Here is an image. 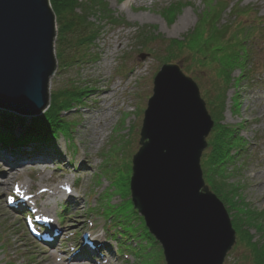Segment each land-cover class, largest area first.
Wrapping results in <instances>:
<instances>
[{
    "label": "rangeland",
    "instance_id": "obj_1",
    "mask_svg": "<svg viewBox=\"0 0 264 264\" xmlns=\"http://www.w3.org/2000/svg\"><path fill=\"white\" fill-rule=\"evenodd\" d=\"M126 1L94 0L99 8L92 11L83 6L88 20L76 26L77 33L68 34L62 46L58 45L56 30L54 48L58 63L50 78L49 103L61 89H76L79 101H73L71 108L58 115L61 127L52 131L50 147L23 140L26 126L36 121L34 118L17 124L11 131L12 139L0 135V149L10 152L25 149L23 153L47 156L40 165L24 161L21 165L12 163L4 167L0 159V264H165L159 243L150 238L130 211L120 224L127 227L135 240L125 237L127 242L124 241L123 247L122 239L108 230V223L100 212L103 201L119 207L126 200L131 160L139 147L144 111L152 95L154 77L166 62L177 64L198 85L214 121L213 133L224 130L228 135L219 141L229 156L221 168L228 171L224 176L227 178L224 191L211 183L217 177L215 165L203 161L205 152L208 158L217 156L219 143L213 144L215 149L208 143L201 157L204 183L223 203L237 239L242 236L246 239L243 245L235 244L223 264H249L241 260L246 247L263 237L264 38L257 36L252 49L247 38L243 46L250 51L248 61L239 62L242 57L232 59V68L228 67L230 84L221 85L218 90L223 82L216 77V62H210L212 52L207 47L215 46V42L223 46L231 40L227 50L234 51L236 39L244 37V31L241 37L237 35L240 28L237 24H241L244 15L233 17L229 13L230 5L236 2L239 7L251 6L264 20V0H229V6L215 19L217 27L223 30L219 40L213 37V25L205 33L214 0ZM79 11L73 13L75 22L84 21L85 14ZM53 13L57 23L54 9ZM185 15L188 20L180 24ZM252 16L253 12H249L245 19ZM78 36L90 41L77 44ZM236 64L242 69L234 67ZM246 70L251 71L247 74ZM100 87L114 90L103 102L96 96ZM108 101L111 103L106 110ZM96 118L101 119L93 122ZM98 127L105 128L100 137ZM26 148H31L30 152ZM82 158L90 161L84 169L79 165ZM9 172L15 175L4 190L2 181ZM64 183L69 184L68 194L61 189ZM16 199L27 202L21 213L15 208L18 207L14 203ZM62 204L68 209L64 211ZM38 206L54 217L55 226L62 228L59 232L66 231L61 236L60 251L56 246L43 245L26 227V213H32ZM249 211L251 221H245L244 212ZM60 214L63 217L58 220ZM86 233L94 244L98 239L93 237L99 236L108 248L93 255L96 260L90 262L77 255L83 249L80 246Z\"/></svg>",
    "mask_w": 264,
    "mask_h": 264
},
{
    "label": "water",
    "instance_id": "obj_2",
    "mask_svg": "<svg viewBox=\"0 0 264 264\" xmlns=\"http://www.w3.org/2000/svg\"><path fill=\"white\" fill-rule=\"evenodd\" d=\"M50 0H0V115L37 120L58 63ZM199 88L174 63L154 77L132 157L130 198L160 242L165 264H222L235 230L204 183L200 159L213 127Z\"/></svg>",
    "mask_w": 264,
    "mask_h": 264
},
{
    "label": "trees",
    "instance_id": "obj_3",
    "mask_svg": "<svg viewBox=\"0 0 264 264\" xmlns=\"http://www.w3.org/2000/svg\"><path fill=\"white\" fill-rule=\"evenodd\" d=\"M51 1L53 3L52 7L54 6L53 9L57 17V25H58L57 26V37L59 41L58 42L59 46L64 45V42L62 40L65 39L68 36V34L77 33L76 26L78 25L82 26L88 20V18H85L88 16V14H86V12L83 11L82 9L83 6H85L87 9H90L91 11H92V8H95V10L99 8V6H96V4L93 3L94 0H87V1L85 0V2L84 0H50V2ZM228 3H229L228 0H214L215 6L212 7L211 15L207 18L209 29L205 33H208L210 31L211 25H213L212 26L213 33H214L213 37L216 40H219L218 36L222 35L221 32H223V30L217 27V21H215V19H218L220 17L221 11L226 10V8L228 7ZM251 9H252L251 7H245L244 10H239V11L237 10L234 11V9H230V13L232 12L233 15L235 14V17H238V12L245 14L247 13V11H250ZM75 10H80L79 12H81L83 15L85 14L83 16L84 21H79V20H77L76 22L74 21L76 20L73 17V13H75ZM101 11H104V8H102ZM258 19L260 20V18ZM241 25L242 24H239V25L237 24L238 27ZM80 33L81 32H79L78 35H80ZM246 40H247V37L240 38L238 40L236 39L235 45L233 47L234 51L227 50L230 47L229 43L231 40L229 42H226V44L224 42L223 46L221 43L218 44L217 42H215V46L211 45L207 47L209 48V51L212 52V55H211L212 58L210 62H213V63L216 62V66H217L216 77L222 80L223 82L216 88L217 90L221 85H224V87H228V85L230 84L231 70H228V67L230 66L232 68V59L238 60V57H242L243 60L239 62L246 63L248 55H249L247 48L243 46V44L247 42ZM88 41L90 40L87 37L86 38L85 37L81 38L79 36L77 37V44L86 43ZM59 53H58V56H59ZM236 66L240 67V65H237V64L234 65V67ZM54 97H55L54 100L52 99L48 107L47 113H45V115L41 117L40 119H37L36 121H34L31 125H28L29 127L26 126V133H24L23 135V140L39 141V142L46 140L48 142L49 139L53 137L54 132L52 133V131L55 130V127H58V126L61 127L60 125L61 119L58 117V115L62 111L71 108L73 101H79L78 99L79 93L77 92L76 89H72V90L71 89H67V90L61 89L57 92L56 95H54ZM219 103L223 105L222 101ZM217 105L219 106V104ZM21 123L22 121L14 119L10 116L0 115V124L2 125V129L5 130V132H0V135H4L5 137L12 139L13 133H11V131H13V129L15 128L17 124H21ZM213 130H214V127L212 129V133H213ZM223 132L224 130L221 131L220 133H216L215 131L213 134L211 133L209 137L210 138L208 142L209 145L212 146L215 142L219 143L218 146H216L218 147L217 156L211 155L208 158L206 156L207 152H205L206 154L203 159L204 164L205 163L208 165L210 164V166L215 165V167L217 168L216 169L217 177L214 176L216 179H211V183H213L212 185H219V188H220L219 190L221 191H224L225 186L227 185L226 184L227 178H225L224 176L228 173V171H226L225 169L221 170V168L229 157L228 154H226L227 151L225 152L226 147L223 144H220L219 142L221 141V139L224 140V138L225 139L228 138V135ZM211 140H213V142H211ZM213 147L215 149L214 145ZM210 161L212 162L210 163ZM221 191H218V193L223 194L224 192H221ZM226 194L227 192H225V196H227ZM125 197H126V200H124L123 202L124 207L123 205L116 207V205H110L109 203L105 204L107 208L105 207L104 213H105V217L107 218V220L111 219L112 221L122 222V219L124 218V216L127 214L128 211H130V213L134 216V218L140 220L143 223V220L140 217H138L137 213L131 208V203L128 198V192H126ZM125 207L126 209H124ZM244 214L247 215V217H245V221H251V212L250 211L244 212ZM122 228L125 233L128 232L125 226H122ZM262 234H263V237L261 240L255 241L254 243L250 242L251 243L250 247H246L247 249H245V251L247 252L248 249H250V251L247 253L245 252V255H243L241 259L243 262L247 261V263L249 262V264H264V230L262 231ZM245 241L246 239L242 236L240 240L237 241V243L239 245L241 244L243 245V242Z\"/></svg>",
    "mask_w": 264,
    "mask_h": 264
},
{
    "label": "bare ground",
    "instance_id": "obj_4",
    "mask_svg": "<svg viewBox=\"0 0 264 264\" xmlns=\"http://www.w3.org/2000/svg\"><path fill=\"white\" fill-rule=\"evenodd\" d=\"M131 1H133V2H142V3L144 2V0H127L126 2L127 3H129V2L132 3ZM187 20H188V15H185L181 19L180 24L181 23L184 24ZM96 91H98V92H96V96L98 97L100 102H103L107 97H110L114 93L113 88L110 89V88H105V87H100ZM110 103L111 102H109V101L107 102L106 110H108ZM261 105L264 107L263 104H261ZM86 111H88V110H86ZM88 113H90V112H88ZM104 116H106V114ZM82 117L86 118V115H83ZM100 119L101 118H96L95 121H93V122H98ZM103 127H105V125ZM104 130H105V128L98 127V132H97V133H99L98 137L104 135ZM0 132H5V130L4 129H0ZM51 144H52L51 142H46L44 144V146L48 145V147H50L49 145H51ZM26 149H28L26 151H29V152L31 150V148H30V150H29V148H26ZM24 150L25 149H23V150L19 149L18 151L10 152V151L5 150V149H0V159L3 162V164L5 165L4 167H7V166H9L12 163H19L21 165V163L24 162V161L25 162L27 161L29 163L30 162H37L36 164L40 165V164H43V163H41V162H43V159H46V157H47V156L41 157V155H38V154L36 155L35 153L34 154H31V153L27 154L25 152L23 153ZM48 150H50V149H48ZM89 163H90V161L85 159V158L80 159V161H79L80 169L83 168V167L86 168V166L90 165ZM12 168H14V166ZM11 170H13V169H11ZM14 175H15L14 172H9V173L5 174V177H4L3 181H2V186H3L4 190H5V188H7V183L9 181V179L11 180V177H13ZM14 203H16V201H14ZM47 204H45L44 206H46ZM17 206H21V207L17 208V210H20L19 212H21V210L23 209V206H25V204H21V205L17 204ZM54 227H55V224H54L53 228ZM60 238H61V235H59V236H51V243L53 244V242H55L56 240H59ZM97 239H98V241L96 242V244H94V242L92 240H89L88 248H89L90 255H99V253L101 251L100 249H108L107 245L105 243H103L101 239H99V236L93 237V240H97ZM81 246H84V244H82Z\"/></svg>",
    "mask_w": 264,
    "mask_h": 264
}]
</instances>
